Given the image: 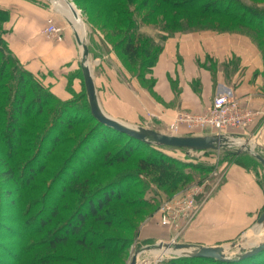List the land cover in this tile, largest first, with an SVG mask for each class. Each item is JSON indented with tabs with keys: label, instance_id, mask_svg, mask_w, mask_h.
I'll use <instances>...</instances> for the list:
<instances>
[{
	"label": "trees",
	"instance_id": "trees-1",
	"mask_svg": "<svg viewBox=\"0 0 264 264\" xmlns=\"http://www.w3.org/2000/svg\"><path fill=\"white\" fill-rule=\"evenodd\" d=\"M87 1H90L94 7H98L117 0ZM219 1L214 0L209 3L208 7L211 8L209 11L194 5L193 0L184 1V7L190 8L185 9L184 13L205 18H225L236 23V26L252 27L255 33L253 38L261 39L257 41V46L264 65V48L259 47L260 42L264 40V16L247 20L245 10L250 8L246 5L235 6L234 12L241 13L231 15L233 13L218 8ZM0 14L2 15H0V22L2 24L7 22L8 12L0 9ZM129 29L128 27L127 34ZM110 30L108 29L107 34ZM211 31L227 32L213 29ZM5 45L7 52L11 54L7 43ZM120 46H123L122 53L130 56L135 48L126 36H123L115 48ZM145 50L143 49L141 53L144 54ZM160 50L153 58H145L143 62H140L135 76L138 83L149 91L153 86L152 80L144 76V73L150 74ZM150 59L152 62L150 66H147ZM15 62L17 68H13L15 70L14 84L5 82V77H2L6 67L3 65L0 69V144H2L0 145L2 157L0 161H4L6 168L3 176L9 180L10 184L12 183L7 194L12 197L13 205L19 208L17 215L15 213L14 217L8 221H12L10 224L21 223L18 228L9 227V229L7 225L4 226H7V231L9 230L8 232L13 235L8 237L16 238L21 248L9 252L10 248L0 245L2 255L5 256L4 260L0 259V264H20L22 258L29 254L23 245L36 236L43 237L38 241V245L41 244L49 251L74 242L80 248L122 255L131 245L132 238L138 236L141 225V221H138V224L130 223L129 216L143 215L144 209L140 208L153 209L155 203H158V208L162 200L170 198L183 184L190 181L191 176L178 171L182 170L181 167H189L200 172L203 168L182 163L163 154L162 151H156V148H172L138 141L97 122L90 113L83 82L81 94L71 93L69 100L62 101L49 90L43 93L41 88L32 81L34 75L24 70L17 60ZM146 68H149V71ZM262 76L264 78V69ZM80 104H82L81 107ZM89 123L92 126L84 130L82 134L74 133L64 136L65 129L69 131L74 127L88 126ZM117 142L120 143L119 149L113 155H107L112 152L107 148L113 149ZM62 144H69V148H62ZM140 146L150 148L157 154L156 158L151 157L150 160L139 158L136 163L137 171L144 178H152L158 186L154 188V191L160 196H156L152 202L143 201L139 196L136 200L133 199L134 193L130 191V185L122 178L99 185L92 173L102 164L101 161H107V167L124 163L133 157L135 147ZM236 154L231 155L229 164L236 163L249 168L259 164L252 156ZM63 155L66 157L61 160ZM79 156L81 157L78 159ZM78 165L84 167L80 169ZM135 202L138 209L134 207ZM71 203H73L72 206H70ZM112 204L122 206V209L126 210L125 215L116 208L111 209ZM1 206L0 193V210ZM152 212L147 215H152ZM122 216L125 224L120 221ZM89 220H92L94 225L104 227V232L108 229L122 232L129 230L131 234L125 238L97 236L98 242H96L89 237L87 231H83ZM260 255L262 259L258 263H247L245 260L218 261L211 258L179 257L169 259L162 264H264V251ZM40 256L33 264L56 262L51 261L48 255Z\"/></svg>",
	"mask_w": 264,
	"mask_h": 264
},
{
	"label": "crops",
	"instance_id": "crops-1",
	"mask_svg": "<svg viewBox=\"0 0 264 264\" xmlns=\"http://www.w3.org/2000/svg\"><path fill=\"white\" fill-rule=\"evenodd\" d=\"M0 9L9 14L4 23L8 31L6 43L21 67L34 76L40 75L59 100L67 101L71 93H79L83 82L81 50L72 29L55 19L60 33L45 35L47 19L55 17L50 6L36 0H0ZM92 66L97 70L94 75L89 64L97 99L107 116L162 133L170 130L179 112L202 113L220 88H231L239 101L256 112L242 136L256 145L257 140L256 152L264 158V65L258 49L246 38L215 31L169 36L148 75L151 91L135 78H127L109 67L105 60L94 61ZM178 131V135L187 134L183 126ZM263 209L262 166L249 168L231 163L225 167L221 183L177 237L171 229L160 226L154 216L141 226L138 238L153 241L152 244L174 239L192 247L224 248L240 240L245 248H250L264 241V222H257Z\"/></svg>",
	"mask_w": 264,
	"mask_h": 264
},
{
	"label": "rangeland",
	"instance_id": "rangeland-1",
	"mask_svg": "<svg viewBox=\"0 0 264 264\" xmlns=\"http://www.w3.org/2000/svg\"><path fill=\"white\" fill-rule=\"evenodd\" d=\"M36 1H39L44 5L50 6L53 17H55L54 21L55 19H57V21L64 27H66L67 29H71L63 19V16L61 15L62 13L59 10H56V6H61L60 3L53 5V3L48 0ZM67 1L71 2V4H73V6L78 12L83 29L76 30L77 32H82L79 33V35L81 36L82 34L81 38L88 48V63L90 64L92 71H94L95 67L92 66L94 64V61L98 62L101 59L105 60L109 67L115 69L121 75L127 78H135L140 62H143L145 58H153L155 56V53L160 50L165 39L177 33L211 31L212 29L218 31L225 30L227 32L224 33L246 38L249 43L259 49L257 46V41L259 42V40L261 39L259 38V40H257L253 38L255 37V33L252 27L248 28L247 26H236V23H234L233 21H229L225 18H205L198 17L196 14H185V9H190L184 7V1L187 0H117L113 3H107L103 6L98 7H94L91 2H88L87 0ZM213 1L214 0H193V3L194 5L201 6L202 10L209 11L211 8L210 6L208 7V5ZM238 5H246L250 8L245 10L247 12V16L245 17L247 20L253 18L256 19L262 15L264 16V0H220L217 4L218 8H220L221 10H226L228 11V13H233L231 15H240V11L234 12L235 6L238 7ZM128 27L130 29L129 33L127 34L126 31ZM108 29L111 30L107 34ZM7 32L8 31L5 29L4 23L2 24V22H0V69L3 65L6 67L2 77H5V82H10L14 84L15 70H13V68H17V63L15 62V58L11 54H9L6 49L5 43ZM123 36H126V38H128L129 41L135 47L131 56L122 53L121 48L123 46H120L117 49L115 48V46H118ZM263 46L264 40L260 42L259 47L264 48ZM143 49H146L144 54L141 53ZM151 62L152 61L150 59L147 66H150ZM147 71H149V68L147 69ZM96 73L97 70L94 71V75ZM144 76L147 77L148 75L144 73ZM70 78L71 77H69V79ZM32 81L41 88L43 93H45L46 91L48 92L49 89L46 85H44L40 75L33 76ZM82 104H80V107L82 106ZM91 126L92 124L89 123L88 126L84 125L74 127L69 131L65 129L63 133L64 136L66 135V137L73 135L74 133L82 134L84 130L88 129ZM246 132V130L240 131V133H238L239 136L235 138L241 139L242 144H246L247 147L252 148L256 151L257 149L255 147H252L249 143L251 139L242 136L243 134H246ZM164 133L178 135L177 133H180V131H176L175 133L168 130ZM205 134L211 133H209L208 131H187L186 135ZM117 143V145L115 144L113 146V149L107 148V150L112 151L107 155H113V153L119 149L120 143ZM61 147L69 148V144H62ZM157 150L159 152L162 151L163 154L182 163H187L188 165H194L196 167L203 168L202 172H200L199 170L190 169L189 167H181L182 170L178 171L181 172V174H188L189 176H191V180L188 181L186 184H183V186L176 192H174L170 196V198L182 195L188 192V190H190L191 188H194L199 185L203 186L204 193H212L213 190L223 180L225 167L227 166V164L230 163L229 159H231V155L235 153H248L245 150L239 152V150H241L240 144H235L231 148H225L220 150L192 151L156 148V151ZM156 156L157 154L154 153V150L150 148H146L143 146L135 147L133 157H130L124 163L112 164V166L107 167V161H101L102 164L95 168L92 173L96 177L99 185L107 183L111 180L116 181L117 179L122 178L130 185V191L134 193L133 199L136 200L139 196L140 199H142L143 201L147 200L152 202V199H156V196H160L158 192L154 191V188L158 186L152 178H144L143 175L137 171L136 163L139 158L150 160L151 157L156 158ZM65 157L66 155H63L61 160H63ZM80 157L81 156H79L78 159ZM0 160H2L1 155ZM78 167L82 169L84 166L78 165ZM5 169L6 168L4 165V161H0V193L2 198V206L0 210V245L3 244L5 245V247L10 248L8 250L9 252H14V250L17 251L21 247L19 246L20 244L18 245L16 238L8 237L13 235L12 233L8 232L9 230L7 231V226L8 228H18L21 223L18 224L13 222L14 224H10L12 221H8L12 217H14L15 213L17 215V210L19 208L13 205L14 203L11 202L12 197L7 194L10 187H12V183L10 184L9 180L3 176ZM137 182L141 184H136ZM74 198L76 197L74 196ZM155 202H157V200H155ZM72 205L73 203H71L70 206ZM153 205V209L140 208L144 209L142 210L144 216L130 215L128 219L129 222L138 224V221H141V228L143 224L150 221L156 215L158 203H155ZM112 207L116 208L117 211L123 212L125 215L126 210H123L122 206H116V204H112L111 209ZM134 207L138 209L137 203ZM151 212L152 215H147ZM122 218L123 216L120 218V221L125 224ZM103 230L104 227L94 225L92 220H89L83 228V231H87L89 233V237H91V239H93L94 241L98 240L97 236H100L101 238H125L129 237V235L131 234V231L129 230H127V232H122L120 230L114 229H108L107 232H104ZM258 231L259 230H255L256 233H258ZM138 236L132 238L131 245L129 246L128 250L122 255L98 252L94 249L88 250L80 248L74 242L58 246L55 250L49 251L41 244L38 245V241H40V239L43 237L36 236L23 245V248H25L26 251L28 250L29 254H27L26 257L22 258V262L20 264H33L36 261V258L40 255V257L48 255V257H51V259L49 258L51 261H56L47 264H127L131 258V255L136 250L144 247L145 245H150L153 243V241H141L139 240ZM30 242H32V244H28ZM233 245L234 247H230V245H228L229 247L225 248L226 255L233 256L234 254H236L238 251V245L241 248H244V245L241 244L240 240L233 243ZM172 253L173 254H165L159 257L155 256L152 252L146 251L139 255L137 264H162L163 262H166L169 259L179 258L175 255L177 254L175 251H172ZM2 254L3 252H1L0 250L1 261L4 260L3 258L5 257ZM261 259L262 256L260 254H257L245 261H247V263H258Z\"/></svg>",
	"mask_w": 264,
	"mask_h": 264
},
{
	"label": "water",
	"instance_id": "water-1",
	"mask_svg": "<svg viewBox=\"0 0 264 264\" xmlns=\"http://www.w3.org/2000/svg\"><path fill=\"white\" fill-rule=\"evenodd\" d=\"M53 5L58 3H62L63 0H48ZM67 7H69L74 18H79L77 14V10L67 0H64ZM63 19L71 27L73 32V37L76 44L79 46L81 50L80 54V69L82 73L83 85L85 89V94L87 98V102L89 105L90 113L92 117L99 123L114 129L118 132H121L131 138H134L138 141L153 144L156 146H163L172 149H186V150H220L225 148H231L235 144L233 137L225 136L222 134H205V135H170L162 132H158L152 129H148L141 126L130 125L116 119H113L107 116L101 109L96 91L94 86L93 77L91 74V70L88 63V48L86 44L83 42L81 36L77 32L75 28H73L71 22L63 15ZM235 139V138H234ZM250 143V142H249ZM239 152L247 151L250 156L256 159L259 164L264 169V158L260 156L255 150L247 147L246 144H240ZM258 224H262L264 222V211L261 213L258 218ZM230 247H234V245H230ZM236 247V246H235ZM238 251L233 256L226 255L225 248L214 246V247H204V246H195L192 247L183 243L176 242H158L151 245H146L138 250H136L132 255L127 264H137V257L140 253L149 251H177L178 254H175L177 257H189V258H211L218 261H244L247 260L257 254H260L264 251V241L256 244L250 248H241L239 245L237 246ZM173 254V253H170Z\"/></svg>",
	"mask_w": 264,
	"mask_h": 264
},
{
	"label": "built area",
	"instance_id": "built-area-1",
	"mask_svg": "<svg viewBox=\"0 0 264 264\" xmlns=\"http://www.w3.org/2000/svg\"><path fill=\"white\" fill-rule=\"evenodd\" d=\"M43 33L47 36H57L60 33V28L56 26L53 18L47 19ZM255 116L256 112L250 109L247 103L239 101L231 88L222 87L214 95L206 111L202 113L181 111L169 129L176 133L183 126L190 132L208 131L211 134H222L235 138L239 136L240 131L249 127ZM210 194L211 192L204 193L203 186L199 185L182 195L162 200L155 215L157 223L174 231L177 237L193 220L203 201Z\"/></svg>",
	"mask_w": 264,
	"mask_h": 264
},
{
	"label": "bare ground",
	"instance_id": "bare-ground-1",
	"mask_svg": "<svg viewBox=\"0 0 264 264\" xmlns=\"http://www.w3.org/2000/svg\"><path fill=\"white\" fill-rule=\"evenodd\" d=\"M60 4H61V6H56L57 7L56 10H59L71 22L73 28H75V29H81L82 30L83 29V26L81 25L80 19L78 17L77 18H74L73 17V15H72L69 7H67L65 1L63 0L62 3H60ZM78 33H82V32L79 31ZM81 36H82V34H81ZM233 140L235 142L234 144H242V140L241 139H236V138L234 139L233 138ZM255 141L257 142V145H258V141L257 140H255ZM250 145L252 147H255V148L257 147V145L255 144V142L253 140L250 141ZM203 151H205V150H203ZM152 253L155 256L161 257V255L170 254V253H172V251L171 252L169 250L168 251H164L162 249V250L152 251ZM176 253L178 254L179 252L176 251ZM140 254H142V253H140ZM139 255H138V257H139ZM138 257H137V260H138Z\"/></svg>",
	"mask_w": 264,
	"mask_h": 264
}]
</instances>
